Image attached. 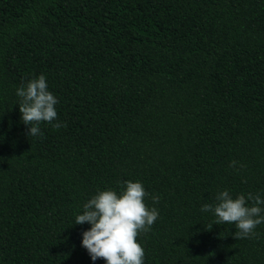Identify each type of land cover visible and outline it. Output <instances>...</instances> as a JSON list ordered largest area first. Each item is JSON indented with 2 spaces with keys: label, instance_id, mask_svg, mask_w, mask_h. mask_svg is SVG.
<instances>
[{
  "label": "trees",
  "instance_id": "obj_1",
  "mask_svg": "<svg viewBox=\"0 0 264 264\" xmlns=\"http://www.w3.org/2000/svg\"><path fill=\"white\" fill-rule=\"evenodd\" d=\"M41 74L62 126L28 136ZM129 180L159 211L144 264H264V223L201 211L264 199V0H0V264H106L75 217Z\"/></svg>",
  "mask_w": 264,
  "mask_h": 264
},
{
  "label": "clouds",
  "instance_id": "obj_2",
  "mask_svg": "<svg viewBox=\"0 0 264 264\" xmlns=\"http://www.w3.org/2000/svg\"><path fill=\"white\" fill-rule=\"evenodd\" d=\"M20 98L19 110L22 122L28 126V136L43 135L40 124L47 122L59 129L58 113L55 106L59 103L56 96L48 90L46 77L41 74L26 85L17 88ZM66 127V125H63ZM233 160L230 167L235 168ZM243 167V165H241ZM238 170V169H237ZM148 193L141 182L131 180L121 184V191H98L83 205L82 214L75 217V224L88 223L90 229L83 232L82 246L93 261L103 259L106 264H144L145 251L137 236L147 233L159 217L155 207L145 203ZM153 203H159L158 196H151ZM217 204H204L203 212L214 213L216 225L234 223L236 239L252 238L257 234L256 227L264 223V199L260 195L240 194L233 199L228 190L217 194ZM248 201L252 206H248Z\"/></svg>",
  "mask_w": 264,
  "mask_h": 264
}]
</instances>
